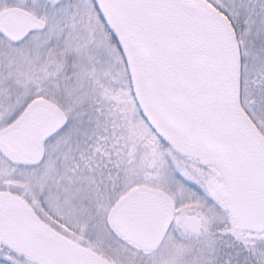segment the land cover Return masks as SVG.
Instances as JSON below:
<instances>
[{"label":"snow or ice","instance_id":"snow-or-ice-1","mask_svg":"<svg viewBox=\"0 0 264 264\" xmlns=\"http://www.w3.org/2000/svg\"><path fill=\"white\" fill-rule=\"evenodd\" d=\"M0 264H264V0H0Z\"/></svg>","mask_w":264,"mask_h":264}]
</instances>
